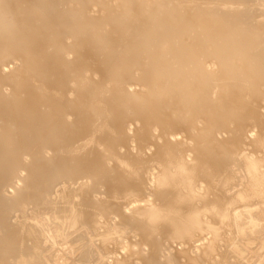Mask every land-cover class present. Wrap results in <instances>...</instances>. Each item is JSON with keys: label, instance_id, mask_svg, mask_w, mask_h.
I'll use <instances>...</instances> for the list:
<instances>
[{"label": "bare ground", "instance_id": "obj_1", "mask_svg": "<svg viewBox=\"0 0 264 264\" xmlns=\"http://www.w3.org/2000/svg\"><path fill=\"white\" fill-rule=\"evenodd\" d=\"M260 104L264 0H0V264H264Z\"/></svg>", "mask_w": 264, "mask_h": 264}, {"label": "rangeland", "instance_id": "obj_2", "mask_svg": "<svg viewBox=\"0 0 264 264\" xmlns=\"http://www.w3.org/2000/svg\"><path fill=\"white\" fill-rule=\"evenodd\" d=\"M98 9V6H94V10H95V12L97 11V9ZM10 66H12V65H10ZM134 82V81H133ZM135 82H134V86H132L133 88H139V85H137L136 84V87H135ZM258 109L259 110H261V111H264V108H263V105L262 104H260L259 106H258ZM257 129V128H256ZM256 129H253V133L251 132V136H255V134H257V132H258V130L259 129H257V131H256ZM226 130V131H225ZM225 130H222V131H224V132H222L221 131V134H220V132L219 131H217L216 133L217 134H215V135H220V137H225V138H227L228 137V130L229 129H225ZM219 132V133H218ZM226 132H227V136H226ZM224 134V135H223ZM177 135V138H178V135H179V137H181V136H183V132H180V133H177L176 134ZM175 135V136H176ZM218 135V136H219ZM250 152H252V147L251 146H244V147H242V149L240 150V156L241 157H243V156H245V155H247V154H250ZM240 174L239 173H235V175H234V192H236L237 190H239L240 188H241V186H238V188H237V186H236V184H238L240 181H239V179H240V176H239ZM237 178V179H236ZM14 181H17V179H15ZM8 189H10L9 191H12V188H8ZM54 189V188H53ZM15 214L13 215V212L10 214L12 217H15V215L17 216L18 215V213L17 212H14ZM178 248L180 249L181 248V246H178ZM248 252V253H247ZM261 253H263V255H264V252L263 251H256V249L255 248H252L251 250H247V251H245V255H246V258L244 259V263H249V262H253L254 260H253V257H254V259H256V257L258 258V257H260V254ZM254 254H255V256H254ZM248 255V256H247ZM250 255V256H249ZM249 258V259H248ZM248 259V260H247ZM246 260V261H245ZM253 260V261H252ZM93 264H100V262H96V263H93Z\"/></svg>", "mask_w": 264, "mask_h": 264}]
</instances>
